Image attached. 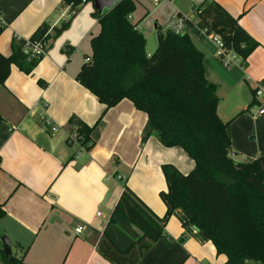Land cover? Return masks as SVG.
<instances>
[{"label": "crops", "instance_id": "0c3cea01", "mask_svg": "<svg viewBox=\"0 0 264 264\" xmlns=\"http://www.w3.org/2000/svg\"><path fill=\"white\" fill-rule=\"evenodd\" d=\"M204 1L161 0L155 4L162 2L159 6L150 7L147 0H134L142 13L137 17L133 11L129 18L131 22L141 19L137 29L144 36V32L157 36L158 27L167 29L161 9L168 8L172 18L180 13L196 21L193 10ZM207 1L236 18L257 42L244 60L224 67L214 44L194 36L193 28L187 31L203 54L207 79L216 85L217 115L228 122L230 157L244 162L264 149V113L258 114L264 105V0ZM92 11L79 14V9L68 28L51 38L31 74L11 65L0 85V204L5 212L0 218V236L9 239L11 254L27 264H112L97 252L99 235L106 233L121 249L140 235L138 228L114 210L123 185L162 217L165 205L159 192L166 190V183L161 165L171 164L182 174L194 165L181 147L160 143L156 131L149 129L146 114L131 101L122 99L105 109L75 80L84 61H75V50L89 43L99 28ZM67 16L68 8L61 0H0V19L5 23L0 53L9 55L13 37L29 38L41 24L52 27V37L53 29ZM256 83L263 89L262 96L254 95ZM35 102L45 105L43 112L33 106ZM40 113L59 127L56 132L44 129ZM71 117L94 126L89 151L76 142H66ZM147 130L149 135L142 141ZM77 226L83 227L80 233L74 230ZM164 232L165 238L158 239L137 264L225 261L181 209L172 212Z\"/></svg>", "mask_w": 264, "mask_h": 264}, {"label": "trees", "instance_id": "16d2710c", "mask_svg": "<svg viewBox=\"0 0 264 264\" xmlns=\"http://www.w3.org/2000/svg\"><path fill=\"white\" fill-rule=\"evenodd\" d=\"M91 0H61L68 8L67 18L45 35L41 24L30 40L56 38L68 28L81 6ZM134 0H119L101 13L92 11L98 31L91 35L89 61H83L75 80L97 97L108 109L122 99L147 116L149 129L165 147L179 146L193 160V168L180 173L171 164H162L166 190L159 192L165 205L162 217L155 215L130 189L123 190L114 210L139 229L140 235L126 249L118 248L106 233L96 243L97 252L112 264H137L160 238L175 209L189 215V222L211 241L223 264H264V149L244 162L230 157L228 122L217 115L216 85L205 74L203 54L185 32L175 34L158 27L154 51L147 55L146 38L137 29L141 21L131 22ZM197 25L217 34L222 45L242 60L256 47L253 40L214 1L205 0L193 10ZM187 26L193 21L180 13ZM24 41L13 37L9 55L0 53V85L7 79L11 65L31 74L39 58L23 53ZM50 47V44L49 46ZM84 60V59H83ZM1 121V118H0ZM66 142H76L89 151L93 145L89 126L71 117ZM149 130L142 135L144 141ZM0 204V218L4 215ZM0 234L2 235L1 231ZM170 242V239H167ZM2 264H27L12 254Z\"/></svg>", "mask_w": 264, "mask_h": 264}, {"label": "built area", "instance_id": "2783aa9c", "mask_svg": "<svg viewBox=\"0 0 264 264\" xmlns=\"http://www.w3.org/2000/svg\"><path fill=\"white\" fill-rule=\"evenodd\" d=\"M150 1L153 4H158L161 0H150ZM67 8L69 7L67 6ZM4 26L5 23L0 19V33L3 30ZM190 28L194 29V36L203 37L212 44H214V46L216 47V56L224 67L236 65L238 60L241 59L232 50L227 49L222 45V41L217 34H215L214 32H208L206 28L198 26L196 21H193V25L189 27L186 25L183 17L176 16V18H174L169 25V29L172 30L175 34H181L185 32L188 34L187 31ZM51 29L52 27L48 26V29L45 32V35H48V37H50ZM21 39L24 41L22 47L23 53L33 58L42 57L46 53V50L51 42V38L44 40H36V41L30 40L29 38H21ZM89 59H90L89 57H85L84 61H89ZM254 95L256 97L263 95V89L261 88L260 84L256 83L254 89ZM33 106L35 108H38L42 112L45 109V105L41 104L40 102H35ZM263 113H264V105L260 106V108L258 109V114H263ZM38 118L42 121L43 123L42 126L44 127V129L50 133L56 132L57 129L59 128L57 125L53 124L52 122H49V120L45 118L43 113H40L38 115ZM74 230L76 233H80L83 230V227L77 226Z\"/></svg>", "mask_w": 264, "mask_h": 264}, {"label": "rangeland", "instance_id": "374dc122", "mask_svg": "<svg viewBox=\"0 0 264 264\" xmlns=\"http://www.w3.org/2000/svg\"><path fill=\"white\" fill-rule=\"evenodd\" d=\"M147 2L149 3L150 7H156V6H159L160 4H162L163 1L159 5L152 4V2H150V0H147ZM92 10H93V6H92V3L90 1V2H87V3L82 5V7L80 8L79 14H85V13L92 11ZM141 13H142V9L137 6V8H135V10H134V13H132V14L134 16L140 17ZM160 16H161V21L165 22L167 24V25L165 24L166 25L165 27L169 28L170 23L174 19V18H172V13L168 11V8L164 7V9L160 10ZM152 28H153V26H152ZM146 33L144 32L145 37H146L144 49H145V52L151 51L150 53H152V51L155 47L156 41H157V36L155 33H153V34L152 33L146 34ZM189 36L192 37V32H190ZM84 55L90 56V46H89L88 41L83 43V45H81L79 48H76L75 57H74L75 61L81 63L83 61ZM12 250H13V252L15 251L14 246H13Z\"/></svg>", "mask_w": 264, "mask_h": 264}, {"label": "water", "instance_id": "95a60500", "mask_svg": "<svg viewBox=\"0 0 264 264\" xmlns=\"http://www.w3.org/2000/svg\"><path fill=\"white\" fill-rule=\"evenodd\" d=\"M119 0H91L93 10L101 13L112 8ZM0 240L4 249L5 257L11 255L10 242L6 236H0Z\"/></svg>", "mask_w": 264, "mask_h": 264}]
</instances>
